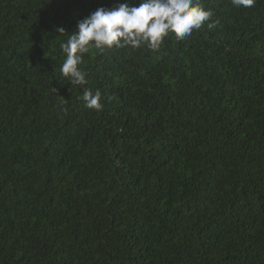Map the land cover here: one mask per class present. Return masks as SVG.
Listing matches in <instances>:
<instances>
[{
    "label": "trees",
    "instance_id": "trees-1",
    "mask_svg": "<svg viewBox=\"0 0 264 264\" xmlns=\"http://www.w3.org/2000/svg\"><path fill=\"white\" fill-rule=\"evenodd\" d=\"M123 2L0 0V264H264V0L71 86L60 44Z\"/></svg>",
    "mask_w": 264,
    "mask_h": 264
},
{
    "label": "clouds",
    "instance_id": "clouds-1",
    "mask_svg": "<svg viewBox=\"0 0 264 264\" xmlns=\"http://www.w3.org/2000/svg\"><path fill=\"white\" fill-rule=\"evenodd\" d=\"M234 7H251L254 0H231ZM214 13L205 9L200 0H142L139 7L131 6V0L106 8L99 7L87 17L77 21V31L60 44L65 59L60 72L72 85L88 83L87 72L78 67L84 54L91 49H111L130 46L137 49L143 45L157 50L169 33L177 40H184L193 30L211 21ZM215 26L209 22L208 28ZM61 34L67 33L58 28ZM84 106L102 110L101 93L97 90L83 92Z\"/></svg>",
    "mask_w": 264,
    "mask_h": 264
}]
</instances>
